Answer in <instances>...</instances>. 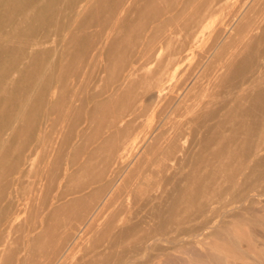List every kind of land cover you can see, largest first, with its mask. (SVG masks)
<instances>
[{"label": "bare ground", "instance_id": "obj_1", "mask_svg": "<svg viewBox=\"0 0 264 264\" xmlns=\"http://www.w3.org/2000/svg\"><path fill=\"white\" fill-rule=\"evenodd\" d=\"M230 1L0 0V264H264V0ZM190 60L168 138L104 136Z\"/></svg>", "mask_w": 264, "mask_h": 264}, {"label": "rangeland", "instance_id": "obj_2", "mask_svg": "<svg viewBox=\"0 0 264 264\" xmlns=\"http://www.w3.org/2000/svg\"><path fill=\"white\" fill-rule=\"evenodd\" d=\"M233 0H231L230 2H232ZM234 1H237V2H240V4H241V6H242V8L244 9L248 4L250 5V6H253V5H251V4H254V0H234ZM251 1H253V3L251 2ZM261 1V0H260ZM259 5H260V3H258ZM257 4V5H258ZM257 5H254V7H257ZM230 7V6H229ZM225 8V9H220L219 10V12H218V10H217V13L215 12V16H214V18L212 17V19H215V20H217V23L216 22H214V24L216 25V26H218L217 24H219V25H221V26H225V25H231V23H232V15H233V13L231 12V8ZM259 8V7H258ZM260 8L261 9H258L259 11L261 10V13H262V11H264V5H263V3H262V7H261V5H260ZM230 9V10H229ZM257 9V8H256ZM220 11H222V12H220ZM92 30H95V29H92ZM210 45V42H209V44L207 43V45L206 46H209ZM100 59H101V61H100ZM99 59V62L98 63H101V65L99 64V66L102 68V63H104V62H102L103 61V58H100ZM198 59V58H197ZM195 59L196 61H195V65L197 64L198 65V63L197 62H200V60L198 59ZM262 60V59H261ZM189 62H191V60L190 61H188L185 65H184V67L181 69L183 72H182V74L181 73H179L178 72V74H175L174 75V77H173V81L171 82L172 83V85H171V89L170 90H168V91H166V93H165V96L163 97V98H161L159 101H153L151 98H150V94H148V93H146L145 92V90H142V88H140V90H141V92H139L138 93V91H140L139 90V88H138V91H136V93H138V95H139V97H140V94H141V96H143L144 94V92H145V97L142 99V98H139L140 100L137 102V103H135V104H132L131 106H129V105H127L126 104V107H125V105L123 104V105H118V107H116V106H114L115 107V109H114V111L112 110L113 108L111 107V111H110V113L109 114H107L108 116H109V118L105 121V129H104V136L105 137H107L108 135L110 136V133H111V139H113V143H117V142H114V141H116L117 140V138H116V134H115V132L117 133V136H118V134H119V132H117L119 129H121V128H123L124 126L123 125H125V123L128 125H130V130H131V132H134V133H132L131 134V132H129V134L130 135H127L128 136V138H129V140H128V138L126 139V135H125V133H123L122 135H123V138H122V135L121 134H119V136L118 137H120V138H118V143L120 144V146H121V143L120 142H122L123 141V139L128 143V144H126V142H122V147L121 148H124V151H128V150H130V151H132V150H134L135 148H136V146L137 145H141V143H142V139L144 140L145 139V137H147V138H149V137H153V136H156V135H163L162 136V138L163 139H165V138H168L171 134H172V132H173V128L175 129L178 125H179V123H182L184 120H185V116L184 117H182V112H183V110H182V108L180 109V111L177 109L176 110V108H174V107H172V105L170 106V100H171V98L173 97V96H179V95H181V94H184L185 92H187V91H189V89L191 88V86H189L188 84L190 83V81L194 78V76L195 75H197L196 77H199L200 75V73H201V75H202V73L205 71V70H203V72H200V71H198L199 69H198V67L196 68V66H195V69L193 68L192 69V67H193V65L194 64H192V65H190V63ZM194 62V60H192V63ZM260 62V64L262 65V63H264L263 61H259ZM114 64L115 63H111V65H110V68H113V66H114ZM188 64H189V68H187L186 66H188ZM163 66H165V60H164V65ZM192 66V67H191ZM153 68H154V66H153ZM187 68V69H186ZM191 68V69H190ZM91 70H93L92 68H90ZM89 69V71L87 70V69H85V71L86 72H88V76H89V74H91V70ZM184 69H185V72H184ZM197 69V72L195 71ZM163 70V69H162ZM181 70H180V72H181ZM187 70V71H186ZM190 70V71H189ZM191 70H193V71H195V74H194V72H193V74H194V76H193V74H191ZM93 72V71H92ZM94 72H95V70H94ZM96 73V74H95ZM94 73V76H97L98 75V71L96 70V72ZM199 73V74H198ZM106 74H104L103 73V76H102V74H101V76H102V78L103 77H105V78H107V76H105ZM179 75V77H177ZM87 76V78L89 79V77ZM100 76V77H101ZM98 77V76H97ZM74 79V78H73ZM202 79V78H201ZM207 80H208V76H205L204 78H203V85L202 86H204L205 87V84H206V82H207ZM71 81V82H70ZM70 82V83H69ZM69 85H71V88L72 87H74V84L72 85V83H73V80L71 79V80H69ZM75 82V81H74ZM170 83V84H171ZM91 85H92V87L94 88H92L91 86H87V88H88V90H89V92H88V90L86 91V94L88 93L89 95H91V94H93L94 92H95V89H96V84H94V80H92V82L90 83ZM188 85V86H187ZM202 88V87H200V88H202V90L204 89V91L206 90L205 88ZM77 88V87H76ZM75 88V89H76ZM207 88V87H206ZM86 90V89H85ZM203 91V92H204ZM105 93H104V95H103V98L105 99V98H107V95L109 94L108 92H106V91H104ZM191 92V91H190ZM200 92V93H199ZM203 92H201V89H196V94H195V96H197L198 95V99L199 98H202V96L201 95H204V94H201V93H203ZM134 93V92H133ZM136 93L134 94V95H136ZM205 93V92H204ZM143 94V95H142ZM133 95V96H134ZM109 96V95H108ZM194 96V98L192 99L193 101H196L195 100V97ZM150 98V99H149ZM148 99V100H147ZM197 99V100H198ZM145 101V103H144V101ZM193 101H191V102H193ZM191 102H190V104H191ZM140 103V105H141V111L143 110V113L145 114L146 113V115L145 116H147V118L145 117V116H143V118H146L147 120H148V122H145L146 121V119H145V121H144V123L143 124H141L142 123V121L139 123L138 122V120H137V118L139 119L140 118V113H141V111L140 110H138L139 109V107H140V105H139V107H138V109H136L137 107L135 106V105H137L138 106V104ZM144 103V104H143ZM147 103V104H146ZM193 103H195V102H193ZM190 104H188V105H190ZM134 105V106H133ZM142 105H143V108H142ZM147 105V106H146ZM150 105L152 106V108L150 109L149 107H150ZM194 105V104H193ZM92 105H91V103H89V107H91ZM128 106H129V108H128ZM171 107V109H170V107ZM191 106V105H190ZM122 107H124V108H122ZM136 107V108H135ZM120 108V109H119ZM126 108V109H125ZM147 108H149V109H147ZM118 109H119V113H121L120 111L122 110V109H124L125 110V115H127V116H125L126 118L128 117V116H130V121H129V119L127 118H125L124 117V112H123V116L122 117H124V118H120L119 119V121L117 120L120 116H121V114H117V111H118ZM129 109V112L127 111ZM134 109V110H133ZM174 109H175V113H176V115H175V113L173 114V112H174ZM117 110V111H116ZM145 110V111H144ZM152 110V111H151ZM127 111V112H126ZM132 111L133 112H137V114H135L134 113V115L133 114H131L132 113ZM149 111V112H148ZM178 111L179 112H181V116H180V113H178ZM115 112H116V114H115ZM151 112H152V114H151ZM186 112V111H185ZM114 113V114H113ZM177 113H178V116H177ZM129 114H131V115H129ZM143 114V115H144ZM151 114V115H150ZM173 114V115H172ZM186 113H184V115H185ZM114 115V116H113ZM137 115H139V116H137ZM150 115V116H149ZM54 116H55V118H54ZM116 116V117H115ZM119 116V117H118ZM133 116V117H132ZM134 116H135V118H134ZM136 116H137V118H136ZM50 117H52L51 119H49ZM50 117H45V118H43V119H45V121L42 119L41 120V122H48L47 124H50L51 123V121H55V120H57V117H56V114H53V115H50ZM141 117H142V113H141ZM106 118H107V116H106ZM105 118V119H106ZM113 118V119H112ZM114 118H116V120L119 122H116V125L115 126H112V127H109V124H110V119H112V123H114V121H116V120H114ZM143 118H141L142 120H144ZM123 119V120H122ZM131 119H132V122H134V121H137V125H139V127L141 126V125H143L142 127H140V128H138L139 129V131H138V129H137V127H136V130L137 131H135L134 130V127H135V125H136V122H134V124H132V122H131ZM134 119H136V120H134ZM141 119H139V121L141 120ZM122 120V121H121ZM128 121V122H125V121ZM107 122V123H106ZM121 122H122V124H121ZM131 122V123H130ZM106 124H107V126H106ZM115 124V123H114ZM141 124V125H140ZM46 125V124H45ZM113 125V124H112ZM126 125V126H127ZM128 125V126H129ZM136 125V126H137ZM110 126H111V124H110ZM127 126V127H128ZM133 126V127H132ZM174 126V127H173ZM58 127V129H61V127H59V126H57ZM82 127H84V125H82ZM109 127V128H108ZM119 127V128H118ZM108 128V129H107ZM114 128H116V130L114 129ZM124 128H126V127H124ZM123 128V129H124ZM133 128V129H132ZM57 129V128H56ZM114 129V130H113ZM50 129H48V131H49ZM107 131H108V133H107ZM113 131V132H112ZM120 131V130H119ZM137 132V133H136ZM106 133V134H105ZM128 133V132H127ZM150 133V134H149ZM51 134V133H50ZM121 135V136H120ZM150 135V136H149ZM114 136H115V138H114ZM131 137H136L134 140H132V141H130V138ZM151 137V138H152ZM116 139V140H115ZM119 139H122V140H119ZM132 139V138H131ZM136 139H138V144H136V142H137V140ZM136 140V141H135ZM135 141V142H134ZM76 141H74L73 142V144H75V145H81V142L82 141H77L76 143H75ZM80 143V144H79ZM117 143V144H118ZM125 143V144H124ZM140 143V144H139ZM130 145V146H129ZM136 145V146H135ZM118 148H120L118 145H116ZM125 146V147H124ZM138 147V146H137ZM121 148H120V150H121ZM140 148V147H139ZM126 149H128V150H126ZM141 149V148H140ZM136 150H138L137 148H136ZM143 151V150H142ZM72 152V150H70V149H68V151H67V154H70ZM122 152H123V149H122ZM85 158V156L84 157H80V161H82V162H84V159ZM81 162V163H82ZM46 164H47V162L45 163V161L44 162H39V165H38V170H41V169H44L45 167H46ZM42 165H43V167H42ZM64 168H65V166H63V168H61L60 169V171L63 173L64 171H62V170H64ZM59 171V172H60ZM61 173V174H62ZM32 177V178H31ZM26 179L24 180V182H25V184H26V181L28 182L29 180H34V178H33V174H30V176H29V178H27V177H25ZM28 179V180H27ZM32 181H30V182H32ZM61 184H64L63 182H61ZM21 196H22V194H20V196H19V198H21ZM23 198V197H22ZM17 235L16 233L14 234L13 233V238L15 237V236ZM25 237V235H23V233H21V236H19V233H18V236L16 237V238H19V237H21L20 238V240H22V239H24V237ZM12 237H10V239H12ZM15 238V239H16ZM13 240L14 239H12V241H11V245H12V247H13ZM19 239H18V241H20ZM15 242H16V240H15ZM16 243H18V242H16ZM20 243H21V245H22V241L21 242H19V246H18V244H16V247H21L22 248V246L24 245V243H25V239H24V243H23V245L22 246H20ZM15 246V245H14Z\"/></svg>", "mask_w": 264, "mask_h": 264}]
</instances>
